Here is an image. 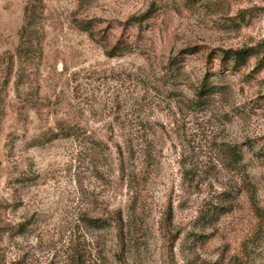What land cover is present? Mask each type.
Returning a JSON list of instances; mask_svg holds the SVG:
<instances>
[{
    "label": "rangeland",
    "instance_id": "rangeland-1",
    "mask_svg": "<svg viewBox=\"0 0 264 264\" xmlns=\"http://www.w3.org/2000/svg\"><path fill=\"white\" fill-rule=\"evenodd\" d=\"M119 210L128 264H264V0H0V264H119Z\"/></svg>",
    "mask_w": 264,
    "mask_h": 264
},
{
    "label": "trees",
    "instance_id": "trees-1",
    "mask_svg": "<svg viewBox=\"0 0 264 264\" xmlns=\"http://www.w3.org/2000/svg\"><path fill=\"white\" fill-rule=\"evenodd\" d=\"M26 24L22 28L20 32V44L16 49L15 55L11 58V64L12 67L14 66L15 59L19 62H21L24 58H27L31 53H33V40L32 32H31V19L27 17ZM141 19H137L136 21H140ZM253 55V52L251 49H244V50H228L224 53V62L225 61H231L234 62L235 67L242 66L246 64L247 60L250 58V56ZM11 67V68H12ZM11 76L12 73L7 74V76ZM211 88V86H204L202 87L203 91H205L207 88ZM210 91V90H209ZM212 92L215 94L216 90H212ZM201 95V93H200ZM236 158H234L235 162H241L243 158H237L239 157V154H236ZM109 216L107 218L102 219H92L87 218L86 223L87 225L95 230H107L114 233V254L113 258L116 262H119V264H128L127 259L128 255L132 249L131 239L126 234L125 230V221L122 214V211H116L114 213H108ZM108 252L106 254L107 260ZM75 261L78 263L79 260L75 258Z\"/></svg>",
    "mask_w": 264,
    "mask_h": 264
}]
</instances>
